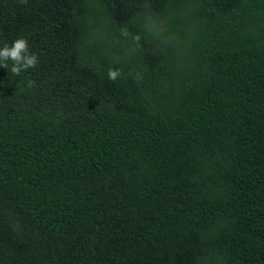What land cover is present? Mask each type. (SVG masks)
<instances>
[{
	"label": "trees",
	"instance_id": "obj_1",
	"mask_svg": "<svg viewBox=\"0 0 264 264\" xmlns=\"http://www.w3.org/2000/svg\"><path fill=\"white\" fill-rule=\"evenodd\" d=\"M21 37L0 264H264V0H0V47Z\"/></svg>",
	"mask_w": 264,
	"mask_h": 264
},
{
	"label": "clouds",
	"instance_id": "obj_2",
	"mask_svg": "<svg viewBox=\"0 0 264 264\" xmlns=\"http://www.w3.org/2000/svg\"><path fill=\"white\" fill-rule=\"evenodd\" d=\"M21 4H26L27 0H20ZM148 6L146 5V8ZM144 32L152 37L153 39L159 41L164 46L172 44V40L167 37L166 30L163 22L155 16L154 13L146 11L143 14L142 20ZM133 39L138 43L140 40L139 36L133 37ZM9 61H11V67L9 68ZM39 63V57L31 52L28 42L25 38H17L12 41L11 46L5 44L0 47V67L10 70V72L15 76H20L22 73L26 72L30 68H35ZM122 75V71L119 68H109L107 72V77L111 81H116ZM28 87H33L34 82L31 80L27 81Z\"/></svg>",
	"mask_w": 264,
	"mask_h": 264
}]
</instances>
